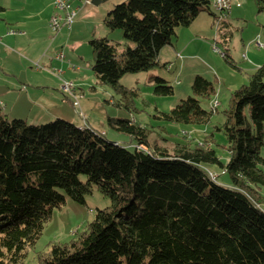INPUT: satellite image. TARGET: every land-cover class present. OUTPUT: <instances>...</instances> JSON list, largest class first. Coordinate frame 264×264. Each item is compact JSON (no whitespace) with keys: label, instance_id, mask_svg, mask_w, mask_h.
Wrapping results in <instances>:
<instances>
[{"label":"trees","instance_id":"16d2710c","mask_svg":"<svg viewBox=\"0 0 264 264\" xmlns=\"http://www.w3.org/2000/svg\"><path fill=\"white\" fill-rule=\"evenodd\" d=\"M257 1L262 9L264 0ZM203 10L214 15L210 0L116 4L104 24L135 46L118 57L108 38L90 39L97 81L133 100L136 91L120 78L160 66L159 53L177 28L190 26ZM224 17L213 21L220 33L228 25ZM229 35H218L226 46ZM152 80L155 94L173 93L165 79ZM191 89L192 96L160 118L208 123L215 110L202 108L199 98L209 100L215 87L196 75ZM224 113L216 129L226 136V163L207 144L187 140L173 151L152 146L148 130L129 119L108 123L135 141L133 150L65 119L28 124L0 112V264L20 263L66 196L84 204L94 188L109 206L70 241L38 253L37 264H264V64L231 93ZM205 164L218 165L230 186L212 179Z\"/></svg>","mask_w":264,"mask_h":264},{"label":"rangeland","instance_id":"374dc122","mask_svg":"<svg viewBox=\"0 0 264 264\" xmlns=\"http://www.w3.org/2000/svg\"><path fill=\"white\" fill-rule=\"evenodd\" d=\"M69 1L76 10L73 22L69 27L61 22L63 24L56 31L49 26L54 11L53 0H13L9 2L12 6L6 5L8 13L2 12L1 17L18 16L20 23L25 24V34L17 40L16 49L13 48L25 60L11 55L4 61L5 67L13 72L16 84H19L18 79L23 85L16 86L15 92L10 93L9 108L4 110L1 106V114L9 120L14 117L24 119L28 124L65 119L89 127L108 140L133 150L135 141L108 123L109 118L129 119L148 130V141L152 146L173 151L178 143L187 140L192 144H207L226 163L229 159L226 136L216 128L225 120L224 111L229 107L231 93L246 84L251 74L264 64V4L260 9L257 0H232L233 5L228 11L220 12L211 6L214 15L203 10L189 27H179L181 41L185 40V43L191 35L200 33L189 41L195 43L186 51V45L180 48L182 56H178L179 60L176 52L167 45L159 55L160 66L126 73L120 78L121 85L136 91L133 101L97 81L89 45L92 38L106 37L114 44L118 57L127 47L135 46L124 38L120 29L110 30L104 24L108 12L126 0H104L98 5L92 4L91 0ZM236 2L238 7L234 6ZM47 11L49 15L46 16ZM220 13L222 17L226 14L224 20L228 23L222 31L225 35L230 34L227 46L223 42L225 38L218 37L222 32L213 25ZM10 24L16 25L14 21L8 26ZM175 41L176 36L172 38V42ZM10 52L13 50L8 54ZM2 55L0 52V61L4 58ZM196 75L208 79L215 87V94L209 100L199 98L202 108L215 110L209 122L183 124L160 118L159 112H168L181 99L193 95L191 86ZM153 76L165 79L173 87V93L167 96L155 94ZM64 82H71L72 88L63 89ZM142 146L139 145L143 150L148 149ZM260 155L264 157V145ZM203 166L218 183L230 186L228 174L218 165ZM260 191L264 195V188ZM109 204V199L96 188L85 197L84 204L66 196L65 204L53 210L36 244L28 248L26 257L18 264H37L38 253L46 251L53 242L66 243L73 239L75 232L82 231L93 220L97 210ZM260 207L264 210V203Z\"/></svg>","mask_w":264,"mask_h":264},{"label":"crops","instance_id":"0c3cea01","mask_svg":"<svg viewBox=\"0 0 264 264\" xmlns=\"http://www.w3.org/2000/svg\"><path fill=\"white\" fill-rule=\"evenodd\" d=\"M10 1H13V0H9V1L0 0V40H1L0 41V52L3 53L2 56L4 57L2 59V61H0V112H2L3 109L5 110L6 108H9V104L7 101H10V93L15 92L14 89L16 88V86H22L23 85L22 82L19 81L18 79H16V81L19 84H16L15 79L13 77V72H11L9 69H7L5 67V64H4V61L6 59H8L9 57H11V55H16L17 57H19V59L25 60V57H23V55H20L19 52L14 51V49H16V46H18L19 41H17V40L19 39V37H21L25 34V31H24L25 24L23 25L20 23L19 20H21V19L18 16L11 17V16L6 15L4 17H1V16H3L2 12L8 13L6 5L7 4L10 5V3H9ZM236 4H239V3L238 2L234 3V6L238 7L239 5L236 6ZM232 5H231V7H232ZM10 6H12V5H10ZM47 15H49L48 11H47L46 16ZM51 15H52V12H51ZM27 16H28V13H27ZM1 21L3 24L1 23ZM11 21H14L16 23V25L10 24L8 26V23ZM19 26L23 27V28H19ZM178 29L179 28H177V30H176V41L173 43L171 40L169 47H171V49L176 52L177 57L178 56L180 57V56H182L181 52L179 51L180 48L181 47L184 48V45H186L184 48V50L186 51L190 44L195 43V42H189V41L196 39L200 33H195L194 37L191 35L189 37V39L187 40V42L185 43V40L181 41L180 31ZM166 46H164L161 49V51ZM9 50H13V52H10V54H8ZM161 51H160V53H161ZM21 53H23V51ZM160 53H159V55H160ZM179 57H178V60L180 59ZM158 60H159V56H158ZM164 64H167V63H164ZM170 68H172V65H170ZM1 106H3V109L1 108ZM14 118H18V117H14Z\"/></svg>","mask_w":264,"mask_h":264},{"label":"built area","instance_id":"2783aa9c","mask_svg":"<svg viewBox=\"0 0 264 264\" xmlns=\"http://www.w3.org/2000/svg\"><path fill=\"white\" fill-rule=\"evenodd\" d=\"M86 2H89L86 0ZM211 6L215 7L220 12L222 11H228L231 8L232 0H210ZM54 5V12L50 17L49 20V26L54 30H58L60 25L63 23L67 25L68 27L71 26L73 19L76 15V10L71 7V3L69 0H53ZM237 6L239 4H236ZM63 11V13H61ZM63 22V23H61ZM61 57V55H58ZM72 88L71 82H64L63 89L68 90ZM76 97V96H75ZM74 105L77 104V102H73ZM210 175H212L214 178L215 176L209 172Z\"/></svg>","mask_w":264,"mask_h":264},{"label":"water","instance_id":"95a60500","mask_svg":"<svg viewBox=\"0 0 264 264\" xmlns=\"http://www.w3.org/2000/svg\"><path fill=\"white\" fill-rule=\"evenodd\" d=\"M104 0H91V3L94 5H98L99 3L103 2Z\"/></svg>","mask_w":264,"mask_h":264},{"label":"bare ground","instance_id":"6f19581e","mask_svg":"<svg viewBox=\"0 0 264 264\" xmlns=\"http://www.w3.org/2000/svg\"><path fill=\"white\" fill-rule=\"evenodd\" d=\"M141 145H143V144H141ZM142 147H145V149L147 148L145 145L144 146H142ZM147 150V149H146ZM210 174V173H209ZM211 176V178L212 179H215L212 175H210Z\"/></svg>","mask_w":264,"mask_h":264}]
</instances>
